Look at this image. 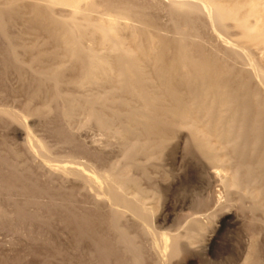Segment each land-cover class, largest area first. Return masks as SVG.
I'll list each match as a JSON object with an SVG mask.
<instances>
[{"label":"rangeland","instance_id":"374dc122","mask_svg":"<svg viewBox=\"0 0 264 264\" xmlns=\"http://www.w3.org/2000/svg\"><path fill=\"white\" fill-rule=\"evenodd\" d=\"M23 1L24 4L18 2L0 8L5 11L4 16L7 11L9 14L4 17L6 28L0 29V264H133L130 253L118 242L120 233L112 226L114 211L122 213L119 225L141 250L144 264H264V209L249 195L256 184L227 190L221 176L230 173L229 164L211 163L198 152L186 130L179 134L178 141H172L167 152L151 150L153 155L159 153L151 161L147 155L138 156L131 176L139 186L141 201L125 195L110 199L107 193L95 198L94 191L85 188L79 180H67L60 175L54 176L53 181L49 178L50 168L75 163L84 164L88 174L95 172L101 177L121 161L123 152L117 140L108 139L84 115L68 120L62 115L64 100L55 99L54 83L39 82L43 77L40 73L51 71L57 63L60 42L47 30L49 22L41 18L44 11L37 20L33 7L29 6L33 1ZM115 1L130 6L143 4L140 10L150 4L149 9L144 8L145 22L160 29L171 48L176 44L174 38H182L183 28L193 29L208 41L207 52L194 46L198 54L210 55L216 48L228 46L203 16L179 17L162 6L156 7L153 0ZM55 10L58 17L68 16L71 11L66 6ZM232 30V38L236 39L238 35L233 34L236 30ZM8 38L19 45L26 68L17 69L13 64ZM251 51L256 58H263L264 48ZM228 63L233 83L245 85L244 75L237 78L243 62L233 58ZM75 69L66 72L61 89L64 94L81 100L82 91L66 84L71 75L73 79L78 73ZM249 85L251 92L259 88L256 82ZM95 89L94 93L102 91ZM249 112L247 119L249 116L252 119L258 111ZM260 112L258 127L264 124V108ZM32 145L35 148L31 152ZM259 145L264 147L262 142ZM251 150L240 153L250 156ZM231 157L236 161L238 156ZM90 163L95 167H90ZM259 169L264 171V167ZM213 172L221 176L216 178ZM256 187L264 193V186ZM165 235L170 242L174 239L181 242L180 254L169 262H163L155 249V244L161 245Z\"/></svg>","mask_w":264,"mask_h":264},{"label":"bare ground","instance_id":"6f19581e","mask_svg":"<svg viewBox=\"0 0 264 264\" xmlns=\"http://www.w3.org/2000/svg\"><path fill=\"white\" fill-rule=\"evenodd\" d=\"M32 1L29 6L33 7L35 19H40L39 14L44 11L41 18L45 17L49 22L47 30L60 42L57 63L51 71L40 73L43 77L39 82L50 80L54 83L55 99L64 100L62 115L68 120L84 115L87 122L94 121L108 139L121 144L123 152L121 161L101 177L95 172L88 174L84 164L75 163L74 166L50 168L48 173L52 181L54 176L60 175L79 180L85 188L94 191L95 198L107 193L110 199L125 195L141 201L143 196L132 177L138 156L147 155V160L151 161L155 154H159L156 151L153 155L151 150L158 149L160 154L167 152L172 141H178L179 134L186 130L198 152L211 163L229 164L230 173L224 178L219 174L227 190H241L242 186L250 184L264 186V171L259 169L264 167V147L258 146L260 142L264 143V122L263 126H256L261 122L260 111L264 108V54L258 59L251 51L257 47L264 48V0H153L156 7H163L179 17L207 18L213 31L228 42L225 49L216 48L210 55L195 52L194 46L206 51L208 41L193 29H180L182 38L173 39L176 43L173 48L168 46L160 29L145 22L144 8L150 4L140 10L141 4H136L139 5L137 8L134 4L130 6L127 2L129 5H122L115 0ZM18 2L24 4L23 0H0V8ZM58 6L70 8L69 15L58 17L55 14ZM4 12L0 9L1 30L6 28L4 17L9 15L7 11L4 16ZM232 29L237 32L233 33L238 35L236 39L232 38ZM8 44L15 67L26 68L16 41L8 38ZM233 58L243 62L237 78L244 75L245 85L233 83L228 66ZM29 65L33 67L32 63ZM73 68L79 71L73 79H70L71 75L66 84L82 91L79 92L84 95L81 100L64 94L61 89L66 72ZM251 82L257 83L258 90L249 91ZM95 88L102 91L94 93ZM48 97L51 100V96ZM231 108H234L233 112ZM252 110L258 112L254 118L249 119V116L247 119ZM34 148L32 145L29 150L32 152ZM245 149H252L250 156L245 151L246 155L241 154ZM234 154L238 156L236 161L231 157ZM94 163L89 166L94 168ZM212 175L218 176L217 173ZM256 186L249 192L250 198L264 209V193ZM113 213L112 226L120 233L118 242L130 253L133 264H144L141 250L119 225L122 213ZM180 243L177 239L170 242L165 235L161 245L154 244L162 261L166 262L180 254Z\"/></svg>","mask_w":264,"mask_h":264}]
</instances>
